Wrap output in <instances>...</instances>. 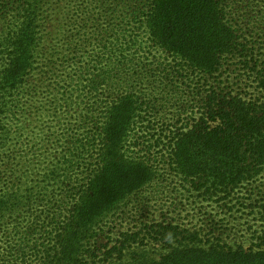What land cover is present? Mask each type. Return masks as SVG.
<instances>
[{"label": "rangeland", "instance_id": "374dc122", "mask_svg": "<svg viewBox=\"0 0 264 264\" xmlns=\"http://www.w3.org/2000/svg\"><path fill=\"white\" fill-rule=\"evenodd\" d=\"M228 4L239 30V47L244 45L245 50L225 58L222 71L209 77L186 68L157 45L142 24L130 30L124 18L130 13L126 5L118 7L114 0H45L37 61L21 92L16 119L8 123L10 138L0 151V187L19 189L20 195L16 212L0 221V254L7 256L20 242L29 249L28 260L35 257L49 237L52 211L60 216L61 209L55 202L60 196L58 185L44 186V173L53 166L60 170L66 159L80 176L82 153L94 163L97 144L92 136L102 110L119 88L127 86L136 88L147 101L138 110L141 113L129 135L130 151L151 161L157 172L151 182L102 218L91 237L96 248L124 243V252L144 249L158 258L170 245L194 242L182 236L164 242L155 230L166 224L184 234L195 233L201 246L219 240L246 248L264 246V169L253 181L230 189L225 198L211 200L169 162L173 133L166 126L190 125L197 108L203 107L209 86L258 94L254 76L248 72L255 63L264 65V0H228ZM122 34L125 38L131 34L134 41L124 64L115 69L103 51L112 50ZM246 61L252 66L244 68ZM101 67H114L107 83L98 78ZM87 140L89 151L85 152L81 148ZM13 163L17 179L10 173Z\"/></svg>", "mask_w": 264, "mask_h": 264}, {"label": "trees", "instance_id": "16d2710c", "mask_svg": "<svg viewBox=\"0 0 264 264\" xmlns=\"http://www.w3.org/2000/svg\"><path fill=\"white\" fill-rule=\"evenodd\" d=\"M140 1L114 0L118 7H128L130 13L124 18L130 30L141 27L138 23L145 26L155 43L186 68L216 77L225 58L245 50L244 45L239 47L240 34L228 0ZM44 2L0 0V151L10 138L8 123L16 119L21 92L37 61ZM123 36L117 37L112 50L103 51L115 69L124 64L126 51L134 41L131 34L129 38ZM249 62L244 68L252 66ZM100 69L98 78L107 83L114 67ZM250 70L258 94L224 91L212 84L190 125L166 126L173 133L170 164L191 186L209 194L211 200L225 198L230 189L253 181L264 169V65L255 63ZM143 99L136 88L127 86L125 90L119 88L105 103L101 123L91 135L97 144L95 161L82 153L80 176L71 170L70 160L64 159L60 170L55 166L48 168L44 186L58 185L60 196L55 202L61 208L60 216L52 211L49 237L34 252L35 257L28 260L29 249L18 242L21 246L10 250L7 256L0 254V264H264V246L260 244L246 248L219 240L201 246L196 243L195 233L184 234L172 224L156 228L161 240L169 242L182 236L194 242L170 245L158 258L144 249L124 252V243L104 246L103 250L96 248L91 237L102 218L151 182L157 172L151 161L135 157L129 147V135L141 113L138 110L147 106ZM88 141L81 148L85 152L89 151ZM12 165L10 173L17 179V164ZM18 191H3L0 187V221L7 213L16 212L20 204Z\"/></svg>", "mask_w": 264, "mask_h": 264}]
</instances>
